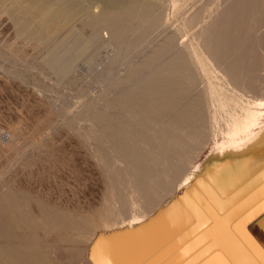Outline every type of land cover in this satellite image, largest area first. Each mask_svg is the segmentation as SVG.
I'll return each instance as SVG.
<instances>
[{
	"label": "rangeland",
	"instance_id": "374dc122",
	"mask_svg": "<svg viewBox=\"0 0 264 264\" xmlns=\"http://www.w3.org/2000/svg\"><path fill=\"white\" fill-rule=\"evenodd\" d=\"M240 1L231 2V10L237 13L235 14L236 19L241 21L243 18L245 21L243 25H237L241 27L240 29L237 26L232 28L233 33L238 37L240 36L239 41L235 42L236 46L232 45L234 43L222 45L217 52H220L219 56L217 55L218 58L217 56L213 58L211 53L209 57V52L201 51L202 56L200 58L202 60L200 59L199 62L196 53L193 51L194 55L188 57H190L189 64L193 62L192 66H194L191 68V65L185 63L183 67L186 66L187 70L184 68L183 72H178L177 67L174 68L170 64L172 59L176 57L175 55L182 51V47L179 46L180 48L177 47L173 51H169V54L166 52L167 55L166 53L161 54L165 57L162 59V56L159 62L150 68L146 75L144 74V77L153 80V85L152 87L147 86L148 88L143 86L139 93L140 98L144 99L149 91L166 94L171 91L170 89L178 91L180 86L184 87L185 85L184 91L178 94L185 102L184 105L191 106V104L199 102L201 109L199 110V121L207 115L205 119L213 122L209 124V121L208 125L205 126L199 124V132H205L208 135L207 138L199 136V141L191 144L187 142L190 144V158L179 156L174 151L168 152L163 156V159L168 161H166V165L160 161H151L152 171H138L125 157L118 155L117 141L113 137V132L115 128L128 132V136L139 143L141 150H147L149 147L138 139L137 134V132H143L139 126L142 117L128 108L121 107L120 97L114 92L113 86H110L111 91L109 90L106 96L101 91L109 83L116 82L117 77L121 79L129 76V72L126 71L127 66L130 65L128 62L133 61V71L136 74L139 73L143 69L142 64L146 58L155 54L167 38L182 25L178 21L181 12L178 11L175 16L173 14V16L166 17L165 25L149 35L146 41L140 43V46H137L130 55L128 54L122 59L123 61L119 60L120 62L117 61L118 63L115 65H110V70L105 63L107 54L111 51L109 47L111 32L107 29L101 30V36L94 51L85 55L79 64L72 69L73 71L71 70L64 77L53 72L50 67H47V64L44 66L46 63L44 55H46V51L52 42L29 41L21 33L18 23L16 24L14 17L16 14L13 16L8 12L12 6L11 0H0V264H87V250L90 243L99 234L100 228H103L99 225L101 216H105V213L117 204L118 200L126 203L127 210H132L126 215V220L131 218L145 219L179 193L178 190L183 178L186 180V178L189 179L197 174L201 164L212 156L211 152L230 133L232 129L230 127L233 123L244 116L246 109L254 108L253 100L264 96V42H262L264 40V6H262L264 0H243L245 6L236 9L235 6ZM233 2L234 4H232ZM251 2L254 4L252 5ZM190 3L189 1L187 5ZM183 4L184 2L180 1L175 6L180 7ZM237 10H240L239 13ZM257 10H261L260 13ZM92 11L99 14L101 12L100 4L95 3L92 6ZM249 17L252 18L249 19ZM253 24L255 25L253 26ZM75 25L79 30L85 31V34H90L89 27H83L79 22H75ZM251 25L254 28L252 31L250 30ZM254 30L258 32L255 33ZM247 31L249 32L246 33ZM187 33L182 37L183 39L178 36L180 38L177 39L179 45L185 38L189 40L192 37L191 34ZM248 37H253V39ZM241 38L244 40L242 41ZM36 43L40 44L37 45ZM242 44H244V48ZM239 45H242V50L239 49ZM224 48H228L225 49L226 53ZM247 50L253 51L252 54ZM94 52L97 53L95 56L98 58L92 57ZM245 54L247 55L245 56ZM191 56H195L194 59ZM89 57L97 59V69L96 66L95 69L100 73H96L95 69L92 71L87 68V64H90L88 62L91 61ZM195 59L196 61H194ZM221 62H224V65ZM227 62L230 63V67L223 70V67L228 64ZM236 62L239 64L236 65ZM213 63L215 64L213 65ZM232 63L235 67L232 66ZM199 65L200 71L197 68ZM102 67L105 71H100ZM233 67L236 68L237 72H234ZM202 69L204 72L201 71ZM226 71L229 72L228 74L231 73L230 76L232 75L231 77L234 78L230 79L228 74L224 73ZM135 73L131 74V78L137 76ZM176 73L178 74L177 77ZM179 73L182 75L180 76ZM197 73H205L206 75L200 74V76ZM169 75L172 76L169 77ZM190 75L199 78L195 85H189L186 82L189 80L188 77L191 78ZM205 76H207L206 79ZM156 77L165 78L160 82L157 81ZM240 77H242L241 80ZM209 88L210 91H208ZM210 95H213L214 100ZM214 96H218L216 101ZM221 96L230 101L227 102L223 98L220 100ZM200 102H203L202 104L206 107ZM215 102L219 105L216 106ZM227 103L233 107L228 108ZM90 104L94 109H89ZM229 109L232 110L231 115ZM224 111L228 114L227 118ZM215 113L216 116L220 114L216 120L213 118ZM223 113L224 116H221ZM98 114L102 116L104 122L96 118ZM210 115L212 120L209 118ZM71 117L77 119L72 118V122ZM128 117L134 120L131 125L128 124ZM227 119L229 123L232 122V124L228 123L230 127L227 126L228 124L225 125ZM105 124H109L110 127ZM194 126L185 124L182 127L186 131H190ZM160 128H162V124L155 125L156 130ZM223 135L224 137H222ZM159 138L160 135L157 133V142ZM156 141L153 140L152 142L156 143ZM171 142L176 144L177 140L171 139ZM176 166L184 167L179 178L175 174ZM136 173L137 175H135ZM138 178L140 180L137 181ZM153 179L159 183L163 182L162 184L167 187V190L165 196L155 206L150 207L148 202L150 191L153 190L151 187ZM141 184H144L146 190L140 188L139 185ZM91 226L94 228L89 233L87 230ZM39 247L47 248L40 249ZM51 261L53 262L51 263ZM70 261L74 262L71 263Z\"/></svg>",
	"mask_w": 264,
	"mask_h": 264
},
{
	"label": "bare ground",
	"instance_id": "6f19581e",
	"mask_svg": "<svg viewBox=\"0 0 264 264\" xmlns=\"http://www.w3.org/2000/svg\"><path fill=\"white\" fill-rule=\"evenodd\" d=\"M180 1L184 2V4L180 7L175 6V4ZM189 1L191 3L187 5ZM232 1L234 0H11V3H9L12 4V6L9 4L11 7L8 9V12L13 16L16 14V16H14L16 18V24L18 23L21 33L25 35L29 41L40 43L52 42L50 48L46 51V55H44L45 58L43 57L46 62L44 66L47 64V67H50L53 72L63 76H66V74L75 68L85 55L94 51L101 36V30L107 29L111 32V36L109 35L110 38L108 37L110 39V41L108 40L110 46L107 44L111 48V51L107 54L108 62L106 61L105 63L106 67L109 69L110 65H115V63H118L117 61L122 60L128 54L130 55L137 46H140V43L144 42V40L146 41L149 35L165 25L166 17L170 15L173 16V14L175 16V13L178 11L181 12L178 21H180L182 25L180 27L178 26L179 28L176 32L167 38L163 46L157 50L155 54L147 57L143 64L141 63L143 69L139 73L137 72L136 74L135 71H133L132 64L134 62H128L130 65H126V71L129 72V76L121 79L117 77L116 82L109 83L101 91L102 94L106 96L110 90V86H113L114 92L120 97L121 107L128 108L136 115L142 117L140 121L139 119L138 121L143 132H137V134L139 136L138 139L149 147H147V150H141L138 145L139 143L128 136V132L126 133L122 129L115 128L113 137L117 141L116 148L119 156L125 157L129 163L134 165L135 169H138V171H152L151 161H160L163 162L162 164L166 165L167 160L163 159V156L168 152L174 151L179 154V156H187L190 158V144L199 141V136L205 138L208 136L205 132H199V124L201 126L208 125L207 123L210 120L205 119L207 118L206 115L205 118L200 117L202 120L200 119L201 121H199V110L201 109L198 100V103H193L191 106L184 105L185 102L182 100L181 95L178 96V94L184 91L185 85L184 87L180 86L178 91L170 89L171 91L169 92L171 94H168L169 92L165 94L162 92L153 93L149 91L147 94L148 98L147 96L144 99L140 98L139 93L143 86L152 87L153 85V80H150L149 77H144V74L146 75L148 70L153 68L166 52L173 51V49L179 46L182 47V51L178 55H175L176 57L172 59L170 64L173 65L174 68L177 67L176 70L178 72H183V69L186 67H183L185 63H187V65L189 64L190 57L188 56L194 55L193 51L196 53L199 62L202 60L200 58L202 56L201 51L209 52V57L211 53V56L214 58L217 55L219 56L220 52H217L222 45L226 46L234 43L232 45L236 46L235 42L239 41L240 36L238 37L234 34L232 28H236L237 25H243L245 21H243V18L241 21L236 19L235 14L237 13L231 10ZM241 1L235 6L236 9L237 7L242 8L245 6L243 0ZM95 3H99L101 6V12L99 14H95L92 11V6ZM232 4H234V2ZM251 4L253 5L254 3L251 2ZM259 11L257 10V12ZM176 16L178 15L176 14ZM246 17L248 18V16ZM251 18L249 17V19ZM75 22H79L83 27H89L90 34L87 35L85 31L79 30ZM254 25L255 24H253V26ZM246 27L248 26L246 25ZM238 28L240 29L241 27ZM253 29L251 25L250 30L252 31ZM184 32L191 34L192 37H190V39H192L187 40L185 38L179 45L177 39L185 36ZM248 32L249 31L246 33ZM257 32L255 31V33ZM178 36L181 37L178 38ZM250 38L253 39V37ZM243 40L244 39H242V41ZM262 42H264V40ZM36 44L39 45L38 43ZM244 44H242L243 48ZM242 45H239L240 47L238 46L239 49ZM225 49L228 48H224L226 53ZM230 49L229 46V50ZM9 50L7 51L9 52ZM248 51L249 50H247V52ZM249 52L252 54L253 51ZM95 54L97 56V53L94 52L92 57L95 56ZM232 54L231 56H234ZM208 55L206 54V56ZM246 55L247 54H245V56ZM164 57L165 56H163L162 59ZM192 57L194 59L195 56H191V58ZM96 58H90L91 61L88 62L90 64H87V68L92 71L95 69L96 63L98 62ZM194 61H196V59ZM198 62L197 64H199ZM224 62L226 63V61ZM224 62H221V64L224 65ZM192 63L189 64L191 68L194 66H192ZM219 63L216 64L220 65ZM214 64L215 63H213V65ZM238 64L239 62L236 65ZM226 65L227 68L224 66L225 69L222 66L223 70L229 69L230 63ZM232 66H234L233 63ZM104 67H102L100 71L104 70ZM199 67L200 65L197 66L200 71L201 68ZM234 67L233 70L236 69ZM197 68L195 69L197 70ZM50 69L48 68L49 71ZM96 69L95 71L98 73L99 71L97 72ZM237 69H239L238 66ZM233 70L231 71L233 72ZM201 71L204 72L203 69ZM234 72L237 71L235 70ZM134 73L137 76L135 78L133 76V79L131 78V74L133 75ZM224 73L228 74L229 72L226 71ZM203 74L206 75L205 73L201 75L204 76ZM230 74H228V76L231 79L232 75L230 76ZM170 76L172 75H169V77ZM177 76L178 74L176 77ZM190 76L191 78L188 77L189 80L186 82L189 85H195L199 78L194 77L195 75ZM207 76H205V79ZM101 78L103 77L101 76ZM164 78L165 77H159L157 81L161 82ZM241 78L242 77H240V80ZM174 83L176 84V82ZM197 86L200 87V85ZM208 91H210V88ZM213 93L215 94V92ZM223 94L225 93L223 92ZM210 96H212V100H214L213 95ZM214 97L216 101L218 96ZM221 98H223V96L220 97V100ZM223 99L222 101H224ZM225 101L227 100L225 99ZM229 101L230 100L227 102ZM203 102L205 101L203 100ZM203 102L200 103L202 104ZM222 104L224 103L222 102ZM227 104L229 105L230 103ZM252 104L254 108L246 109L244 116L242 115V118L235 121L232 127L229 125L230 123L232 124V122L230 121L229 123V120H226L225 125L229 123L227 126L232 129L230 133L226 135L224 141L220 142L217 148L211 152L212 156L208 157L209 159L201 164L197 174L189 179L186 178L185 180V178H183L181 180L178 190L179 193L163 206L157 208L148 218H131L126 220V215L131 213L132 210H127L126 203L121 200H118L117 204L114 203L115 205L111 207V209L109 208L110 210L105 213V216L100 215L101 219L99 225L103 226V228H100L99 234H97L90 243L87 250V264H264V96L253 100ZM202 105L206 107L204 104ZM218 105L219 104H216V106ZM231 106L229 105L228 108L231 109ZM92 108L94 109L90 104L89 109L91 110ZM231 111L232 110L229 111L230 115L232 113ZM224 112L227 114L226 111ZM107 113H109V111ZM213 116L212 117L215 118L214 120H216L218 115L216 116L215 113ZM221 116H224V113L221 114ZM130 117H128L129 125L134 123V120ZM227 117L228 114L226 115V118ZM72 118L74 120L77 119L75 117H71V119ZM96 118L103 121L100 114H98ZM209 118H211V115ZM211 122L213 121H210L209 124H211ZM156 124H162V128L156 130ZM185 124L195 126L191 128L190 131H186L184 127H182L185 126ZM105 125L109 126V124ZM157 133L160 135L158 142L156 141ZM222 137H224V135ZM171 139H176L177 143H172ZM153 140H155L156 143L152 142ZM187 142L190 144H187ZM114 145L113 148H115ZM107 159L109 158L107 157ZM183 169L184 167L182 168L181 166L175 167V174L178 178L181 176ZM135 175H137V173ZM138 180H140V178H138L137 181ZM162 183L153 179L151 186L153 190L150 191L148 206H155L158 201L165 196L167 187ZM139 186L141 189L146 188L144 184ZM93 228L94 226H91L87 232L91 233ZM44 248L46 249L47 247ZM52 262L53 261H51V263ZM73 262L74 261L71 263ZM81 262H83V260H81Z\"/></svg>",
	"mask_w": 264,
	"mask_h": 264
}]
</instances>
